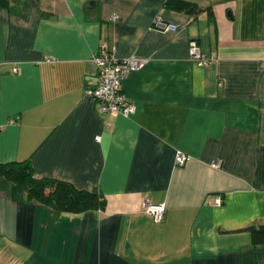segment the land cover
Instances as JSON below:
<instances>
[{"label": "crops", "instance_id": "0c3cea01", "mask_svg": "<svg viewBox=\"0 0 264 264\" xmlns=\"http://www.w3.org/2000/svg\"><path fill=\"white\" fill-rule=\"evenodd\" d=\"M100 49L146 61L122 82L129 118L84 96ZM177 152L191 161L176 167ZM13 162L105 208L58 214L0 178V264H264L245 231L264 224V0H0V164Z\"/></svg>", "mask_w": 264, "mask_h": 264}, {"label": "built area", "instance_id": "2783aa9c", "mask_svg": "<svg viewBox=\"0 0 264 264\" xmlns=\"http://www.w3.org/2000/svg\"><path fill=\"white\" fill-rule=\"evenodd\" d=\"M153 28L170 31L173 27L165 25L157 18L153 23ZM189 57L198 66H205L211 62V58L205 57L195 42H191L189 45ZM91 62L96 67L95 82L93 85L85 87L84 96L96 103L101 114L109 116L119 115L124 118L131 117L135 113L136 107L123 95L122 82L130 73L141 69L146 61L133 57L118 59L114 54V50L100 49L92 55ZM12 73L18 74L19 69L13 67ZM99 140V137L95 139L96 142H99ZM190 161L191 157L181 152H177L175 155L176 167H183ZM211 167L218 169L220 162H213ZM210 202L214 206L221 205V199L219 197L212 198ZM143 209L151 217L153 223L159 224L162 222L165 212L163 205H153L145 202Z\"/></svg>", "mask_w": 264, "mask_h": 264}, {"label": "trees", "instance_id": "16d2710c", "mask_svg": "<svg viewBox=\"0 0 264 264\" xmlns=\"http://www.w3.org/2000/svg\"><path fill=\"white\" fill-rule=\"evenodd\" d=\"M207 15L209 21L213 23L210 9H207ZM0 178L13 183L29 200L50 207L58 214H80L105 208V202L97 192L78 191L62 181L37 179L27 162L0 164ZM245 231L251 234L254 246L264 245V224L249 227Z\"/></svg>", "mask_w": 264, "mask_h": 264}]
</instances>
